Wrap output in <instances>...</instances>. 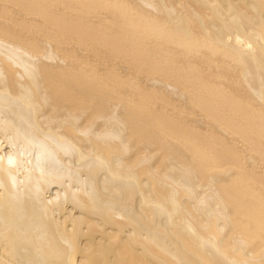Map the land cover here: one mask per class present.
<instances>
[{
    "label": "bare ground",
    "instance_id": "6f19581e",
    "mask_svg": "<svg viewBox=\"0 0 264 264\" xmlns=\"http://www.w3.org/2000/svg\"><path fill=\"white\" fill-rule=\"evenodd\" d=\"M0 2V264H264L257 178L215 133L264 160V0ZM49 26L144 78L169 71L172 91L195 89L175 110L205 130L54 51ZM154 35L172 47L150 50Z\"/></svg>",
    "mask_w": 264,
    "mask_h": 264
},
{
    "label": "rangeland",
    "instance_id": "374dc122",
    "mask_svg": "<svg viewBox=\"0 0 264 264\" xmlns=\"http://www.w3.org/2000/svg\"><path fill=\"white\" fill-rule=\"evenodd\" d=\"M6 4V7H10L7 3L4 2H0V6H4ZM103 14H98L97 17H102ZM25 20L27 19H31V17H24ZM95 18L91 19L90 21H94ZM1 24L7 26V21H1ZM10 26V25H9ZM196 29V28H195ZM48 30H51L50 32L52 34H54V36H52V38L54 40H52L50 42V44L53 46L54 51H59L60 49H76L78 50V52L80 54L83 55V59L85 62V67L88 70H96L99 72H103L104 68L107 65H112L113 70L115 72V74H117V76L121 77V78H131V82H137L139 86H141L142 89L144 90H150V91H156L159 94L160 93H164L167 97L168 100L167 101H161L160 99L156 98L154 99L151 104L150 107L151 109L154 110V112H166L167 114H174L178 115L179 117L184 118L185 120H187L189 122V120L192 117H195V119L199 120L200 122L197 124V128L200 131H204L205 127L208 123V121L206 119H203V117L201 116L200 111H198L197 109H193L190 108L188 110V112L191 110L192 113H187L185 114V112H177L174 108V106H178L179 104H182V106H186L184 105L183 101L180 100V95L181 96H186L188 98H191V93H193L195 91V89L192 91L191 87L187 88L186 90H175L172 91L171 87H168L167 84H170V80H172V74L169 71H165L162 74H158L160 76H156L153 75L154 77H156V79L153 76H148L146 78L143 77L142 74H139L137 72H133V71H128L125 68H123V64L114 60H109L107 58H104V54H102L104 51L100 48V46L98 44H96V46L98 48H93V50H97L100 51V53H97L95 51L93 52H88L85 51L81 48V46L76 45L73 41V38L68 36L67 33L62 32V31H56L55 28L49 26ZM37 34L40 36L39 38H42L43 36H45L44 34H42L41 31H38L36 34L35 33H31V34H26L24 31H21V35L17 36V38L20 39H25L28 38L27 40H29L30 35L33 36H37ZM42 34V36H41ZM132 36H137L138 32L134 31L131 33ZM48 41V39H47ZM158 43V45H157ZM148 47H150V50H155L156 48H161L162 50H164L165 48H171L172 44L166 41H161L159 38H157L155 35L154 36H150V38L147 41V45ZM187 61H193L191 58L186 59ZM144 60H138L137 63L135 64L137 66V69H139L140 67L143 66L144 63H142ZM176 63H181V60L178 59ZM202 64V63H200ZM204 65V64H202ZM207 70H204V72H206ZM181 79V78H180ZM218 83H222L221 80H217ZM112 84V83H111ZM167 86V87H166ZM191 90V92H190ZM239 91H237L238 93ZM114 93L116 95H122L125 96L127 98H131L134 101H136V95H135V91L130 88V87H126L123 89H119L116 88L114 90ZM240 95L242 97H249V93L248 90L244 89V87H240ZM248 99V98H246ZM214 104V102H212ZM215 105V104H214ZM187 106H190L187 105ZM186 106V107H187ZM216 106V105H215ZM218 107V106H216ZM217 113H220L221 110H219V108H217L215 110ZM216 136L218 137V139L222 140L223 142L226 143V145H228L231 150H233V152L237 153L240 156V163H241V169H243V171L245 173H249L253 176H255L257 178V184H253V186L256 188V191L259 192V196H261L262 198H264V160H261L259 158V156L257 155L256 149L254 148L250 151L246 150V145L244 142H242L241 140H239V138L235 135L232 134L229 129H226L225 132H223L220 129H216L215 131ZM260 144H264V142L262 141ZM214 146L217 148L219 145L214 144ZM218 165V170H222L223 168L226 167H230V169L232 170L229 175L233 176L234 171L238 169V167H235L231 164L228 163L227 161H221L219 163H217ZM235 165V164H234ZM259 240H262L261 242H259V245L264 246V233H262L259 236ZM263 243V244H260ZM253 244V243H251Z\"/></svg>",
    "mask_w": 264,
    "mask_h": 264
}]
</instances>
